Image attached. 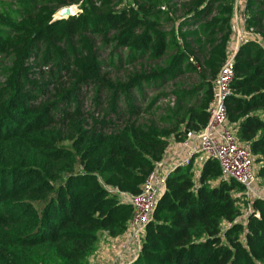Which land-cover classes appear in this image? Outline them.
<instances>
[{
	"label": "trees",
	"instance_id": "16d2710c",
	"mask_svg": "<svg viewBox=\"0 0 264 264\" xmlns=\"http://www.w3.org/2000/svg\"><path fill=\"white\" fill-rule=\"evenodd\" d=\"M78 1L0 0V264H88L100 230L124 233L132 207L116 190L139 193L169 139L206 126L227 59L235 0H84L53 20ZM244 29L264 39V0H246ZM233 70L227 120L264 181L256 39ZM191 168L166 175L129 264H264V199L241 220L244 186L215 158L197 182Z\"/></svg>",
	"mask_w": 264,
	"mask_h": 264
},
{
	"label": "built area",
	"instance_id": "2783aa9c",
	"mask_svg": "<svg viewBox=\"0 0 264 264\" xmlns=\"http://www.w3.org/2000/svg\"><path fill=\"white\" fill-rule=\"evenodd\" d=\"M83 1L84 0H79L76 4L69 6L71 15L80 11V6ZM121 1L126 3L128 0ZM245 33L248 35V38L256 39L258 42L262 38L252 33L250 30L245 29ZM233 76L232 56L227 57L213 80L214 98L209 106V117L206 126L199 131L186 132L185 143L192 138L198 139L199 148L196 149L192 146L190 148V155L180 162V166L192 164L193 155L196 153H203L206 158H215L220 166V178L225 180L234 179L241 183L245 188L244 200L248 201L249 195L251 194H254L253 198L262 197L254 188L258 177L257 168L254 166V157L248 145L238 139L235 125L227 120L225 98L230 94V84L233 80ZM164 180V177L157 178L155 165L154 170L141 185L139 193L127 194L116 190L121 200L129 203L132 207V215L124 232L127 233L129 237L128 241L135 240L139 243V246L141 245L146 224L150 220L156 202L163 192ZM251 200L249 201L248 209L242 211L244 217L250 212ZM125 248V245H122L116 259L120 258ZM103 264L116 263L115 261H110Z\"/></svg>",
	"mask_w": 264,
	"mask_h": 264
},
{
	"label": "crops",
	"instance_id": "0c3cea01",
	"mask_svg": "<svg viewBox=\"0 0 264 264\" xmlns=\"http://www.w3.org/2000/svg\"><path fill=\"white\" fill-rule=\"evenodd\" d=\"M246 0H237L234 5V11L231 19L232 32L230 40L227 44V57H232L239 45L248 39V35L244 29V8ZM264 39H260L259 43L262 45ZM263 47V45H262ZM264 48V47H263ZM198 149L199 140L192 138L184 142H176L173 138L169 139L168 146L162 156V159L156 163V175L158 177H166V175L176 166H180V162L190 155V148ZM206 159L203 153H196L193 155L191 170L196 172V165L201 167V164ZM198 174V173H197ZM198 177V176H197ZM261 196V195H260ZM262 197V196H261ZM264 198V197H262ZM127 233H122L118 236H110L104 230L98 232L97 240L93 251L87 258L88 264H103L105 262L115 261L116 264H129L137 256L140 246L135 240L128 241ZM122 245H125V251L120 258L116 259L120 252Z\"/></svg>",
	"mask_w": 264,
	"mask_h": 264
},
{
	"label": "rangeland",
	"instance_id": "374dc122",
	"mask_svg": "<svg viewBox=\"0 0 264 264\" xmlns=\"http://www.w3.org/2000/svg\"><path fill=\"white\" fill-rule=\"evenodd\" d=\"M262 45H263V47H264V41H263V43H262ZM124 75V71H121V72H119V71H112V73H111V76L112 77H121V76H123ZM196 80V76H194V75H188V76H184L180 81H181V83L182 84H184V85H186V86H188V85H190L191 83H193L194 81ZM171 89H172V84H168L167 86H166V88L164 89L165 91L164 92H166L167 94L168 93H170V91H171ZM172 95H170V96H167V97H165V99L164 100H162L161 102H160V104H159V106L158 107H160V108H164L165 107V105L169 102V97H171ZM90 98V96H88L86 99L88 100ZM196 155V154H195ZM193 164V163H192ZM193 166V165H192ZM254 166H255V168H257L258 167V165L254 162ZM196 172L194 171V173H193V177H194V180L197 182V176H198V174H199V171H200V168L201 167H199L198 166V164L196 165ZM198 173V174H197ZM211 183H216V179L215 180H212L211 181ZM256 190V192L259 194V195H261L262 197H264V181L261 179V178H258L257 177V181H256V184H255V187H254ZM254 197V194H251V195H249V198H248V201H244V202H242V203H240L239 205H240V207H241V209H242V211H246L247 209H248V206H249V201L252 199ZM247 205V206H246ZM244 213L239 217V219H241V220H244Z\"/></svg>",
	"mask_w": 264,
	"mask_h": 264
},
{
	"label": "water",
	"instance_id": "95a60500",
	"mask_svg": "<svg viewBox=\"0 0 264 264\" xmlns=\"http://www.w3.org/2000/svg\"><path fill=\"white\" fill-rule=\"evenodd\" d=\"M235 3L237 4V0H235ZM70 15H71V9H70V7L69 6H65V7H62L60 9H58L54 13L53 20L67 19Z\"/></svg>",
	"mask_w": 264,
	"mask_h": 264
}]
</instances>
